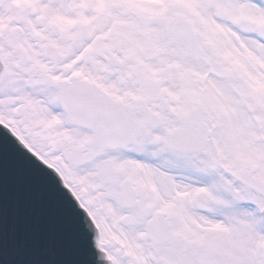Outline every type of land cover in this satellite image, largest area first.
Segmentation results:
<instances>
[{"label":"snow or ice","instance_id":"snow-or-ice-1","mask_svg":"<svg viewBox=\"0 0 264 264\" xmlns=\"http://www.w3.org/2000/svg\"><path fill=\"white\" fill-rule=\"evenodd\" d=\"M0 264H264V0H0Z\"/></svg>","mask_w":264,"mask_h":264},{"label":"water","instance_id":"water-1","mask_svg":"<svg viewBox=\"0 0 264 264\" xmlns=\"http://www.w3.org/2000/svg\"><path fill=\"white\" fill-rule=\"evenodd\" d=\"M3 129H0V141H2Z\"/></svg>","mask_w":264,"mask_h":264}]
</instances>
